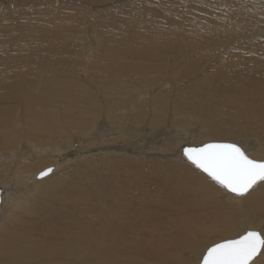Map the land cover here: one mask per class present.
Instances as JSON below:
<instances>
[{"label":"rangeland","instance_id":"1","mask_svg":"<svg viewBox=\"0 0 264 264\" xmlns=\"http://www.w3.org/2000/svg\"><path fill=\"white\" fill-rule=\"evenodd\" d=\"M98 123L171 130L175 142L146 144L162 154L189 131L194 144L260 142L264 0H0V152L26 144L41 156L52 132L58 143ZM81 153L33 184L24 210L2 207L0 264H199L214 242L264 225V182L228 201L180 161ZM50 160L43 168L56 166ZM11 167L4 174L17 192ZM145 239L160 258L146 259Z\"/></svg>","mask_w":264,"mask_h":264},{"label":"bare ground","instance_id":"2","mask_svg":"<svg viewBox=\"0 0 264 264\" xmlns=\"http://www.w3.org/2000/svg\"><path fill=\"white\" fill-rule=\"evenodd\" d=\"M116 1V0H115ZM168 1V0H167ZM150 2V1H149ZM148 2V3H149ZM153 3H151L152 5ZM170 4V3H169ZM172 4V3H171ZM2 98V97H1ZM158 120V119H157ZM184 129V128H183ZM179 130V129H178ZM187 130V129H185ZM148 131V133H147ZM173 131V130H172ZM183 131V130H182ZM189 131V130H188ZM171 132V130H170ZM169 130H164V129H160V130H155V129H141V128H138V127H129V126H110V127H106L104 126L103 127V124L101 123H98V124H94L91 128H89L87 131H83L81 133H79L78 136H73L72 138H67V139H63V140H60L58 141V143L60 142V145L56 146L58 143H56V139H57V136H58V133L59 132H52L53 133V136H51L50 139H53L55 140V143H54V147H49V150L46 151L45 154L41 155V156H36L33 153V155H31L29 152L30 151H33L35 149H32L33 146H30V145H24L23 148H20L18 147L17 149V153L12 155L11 153H8V152H0V175L3 174L2 177H0V194H1V201H0V211L2 209V207L4 208L6 206V208H10L11 210V206H9V204L12 205V207L14 206V203L15 202H18L19 204H17L15 206L18 207H22V209L24 208L25 209V205L24 203L27 202L28 200H26L27 197H29L28 195L30 194L31 190L29 189L31 186L36 185H40L42 184L43 182H45L44 180H48L49 179H52L50 177H52L54 174H56L55 172L58 170V168H61V169H64L66 167H69L71 166L70 165V162H68L69 160H71L73 158V156H75V154L77 153H83L85 151H87L88 154H91V155H94V156H97L95 154V152H101L103 155L104 153L106 154H109V153H118V154H123L125 156H127V158L129 157H133L134 156H139V157H142L141 155H145V153H153V154H156V155H160L158 157H163V158H160V159H167V161H171V162H179L182 163L184 166L187 167V172L190 173V177H197L196 175H199L201 173H199L197 171V169L192 166L191 164H189V162H187L184 157L182 156V149L183 147L185 146H199V145H202L204 143H207V141L205 142L202 141L200 143H197V144H194L192 142H189V137L187 135L190 134V131L189 132H185V134H182L180 133V138H184V141L183 139L181 140L180 143H178L177 146V150H176V153H169V151H167L166 153L167 154H162V153H159L160 151H155L153 150V152H150L148 149H146V144L148 145H151V147L153 148H161V146H163L165 144H167L166 141H173V139H166L165 136L167 134H170ZM234 135V137H237L236 133H232ZM48 135V134H47ZM57 135V136H56ZM130 135H133V136H130ZM160 135L161 139L158 137ZM176 135V134H174ZM135 137H139V140H136L135 141ZM164 137V138H163ZM172 137V136H171ZM174 141L175 142L178 138H176L174 136ZM258 139L260 140L259 141H251V139L249 140H246V141H240L239 139L236 141H230L229 143H236L237 145L241 146L245 151L246 153L251 157V158H255L257 160H264V138L262 137H258ZM12 140V139H11ZM10 140V141H11ZM149 140L151 141V143H149ZM9 141V140H8ZM52 142V140H50ZM214 142H218L216 140H213ZM24 142V141H23ZM162 142V143H160ZM171 142V143H173ZM8 143V142H7ZM11 144V143H9ZM86 144V145H85ZM169 144V143H168ZM59 146H64V150H60V148H57ZM75 147L74 150H69L70 147ZM85 149V147H87V149L84 151V150H81L79 152V149H81V147ZM140 146V151L139 152V147ZM174 146V145H173ZM31 147V148H30ZM17 148V147H16ZM14 148V149H16ZM28 148V149H27ZM78 148V149H77ZM168 148V147H167ZM81 153V154H82ZM101 153H98L99 155H101ZM10 155H12L11 158ZM155 155V156H156ZM172 155V156H170ZM14 156V158H13ZM28 156L27 159H30L31 160V163H24V160H27L26 157ZM30 156V157H29ZM85 156V155H84ZM83 156V157H84ZM88 156V155H87ZM148 156V155H147ZM180 156H182L183 158V162H181V159L179 158ZM24 158V159H20V158ZM89 157V156H88ZM47 159H51L52 162L56 164V166H54V164L52 165H48L47 167L45 166L46 169L48 168H51L52 171L49 173V175H46L45 177H42V178H39V177H36L41 171H43L45 168L44 165L46 163H43L45 162ZM42 160H45V161H42ZM50 160V162H51ZM62 161H66L67 162V165H64L62 163ZM33 162V163H32ZM61 164H58L60 163ZM12 166L13 169H11L10 171H12L14 174H12L13 177H11V179H16L18 182H21L23 184V188H21V190L17 193L15 192V188L13 187H10V185L8 184V182H6V176H5V172H7L8 168ZM50 166V167H49ZM11 167V168H12ZM60 169V170H61ZM67 169V168H66ZM14 170V171H13ZM30 170H36V172L34 173L33 172V175L29 176V173H27V171L31 172ZM9 172V171H8ZM59 172V170L57 171ZM11 175V174H10ZM69 175V174H68ZM54 177V176H53ZM201 180H207L209 181L210 183L214 184V186L222 193L223 197L229 201V199H234L235 201L237 202H240V200H242L246 195L244 196H236L235 194H232V193H229L228 191L226 192L225 189L221 188L219 185H217L214 181H212L210 178L206 177L205 175H202L201 174ZM38 178V179H37ZM198 178V177H197ZM9 179V178H8ZM14 179L12 181H14ZM56 179V178H55ZM184 179V178H183ZM15 180V181H16ZM200 180V181H201ZM9 181V180H8ZM14 181V182H15ZM16 181V182H17ZM178 182H184V181H181L179 180ZM10 183V181H9ZM200 183V182H199ZM21 184V185H22ZM51 184V183H50ZM16 185V184H15ZM53 185V184H52ZM198 184L197 183H194L193 182V186H197ZM209 184L207 183V185H204V186H208ZM47 187V189L49 188L48 185L46 184L45 185ZM43 187V189L46 187ZM56 187V186H55ZM13 188V190H12ZM52 188V187H51ZM19 189V188H18ZM41 189V188H40ZM57 189V188H56ZM15 190V191H14ZM252 190V189H251ZM42 191V190H41ZM52 192L53 189L51 190ZM196 192V196H199L201 193H200V190L199 189H196L195 190ZM15 193V195H14ZM225 194V195H224ZM256 192L252 195H250V197L247 198L246 201L250 200L251 198H255L256 197ZM248 195V194H247ZM15 196V197H14ZM211 198L214 199L213 196H210ZM29 199V198H28ZM25 200V202H23ZM207 201V200H206ZM245 201V200H244ZM245 201V202H246ZM28 203V202H27ZM26 203V204H27ZM253 202L249 203V210L251 211L252 210V205ZM241 208H240V222H243V223H247V220H248V215H249V212L245 209L246 206L243 207L242 204H240ZM254 206L259 209L262 207V204L260 202H256L254 204ZM19 207V208H20ZM27 207V206H26ZM251 207V208H250ZM247 208V207H246ZM13 209V208H12ZM21 209V208H20ZM23 209V210H24ZM31 209V208H30ZM9 210V209H7ZM29 210V209H28ZM11 212V211H10ZM9 212V213H10ZM8 213V212H7ZM0 214H2L0 212ZM7 215V214H6ZM4 218V217H3ZM10 218V217H9ZM7 219V218H6ZM253 221V218L252 220ZM1 222V221H0ZM6 222V221H5ZM3 224V223H2ZM208 228V227H207ZM211 228V227H210ZM3 229V228H2ZM206 229V228H205ZM203 229V231L205 230ZM209 229V228H208ZM211 231V229H209ZM213 230V229H212ZM248 230V229H246ZM245 230V231H246ZM261 230H264V225L262 226V229ZM244 231V232H245ZM145 232V231H144ZM149 232V231H148ZM212 232V231H211ZM214 232V231H213ZM243 232V233H244ZM111 234V233H110ZM151 234V233H149ZM148 234V235H149ZM112 236V235H111ZM118 236V235H116ZM122 236V235H121ZM119 237V236H118ZM104 238V237H103ZM134 236L131 235V238H130V241L128 240L127 243H129V245H133V240ZM112 240V239H111ZM147 240L148 243L147 246L146 245H143V246H146L147 249L148 248H151L150 252H147L149 255H151L150 257L146 258V259H153V255H155L156 258H160L159 257V253H157V250L155 251L152 246H153V242L151 241V239H145ZM196 244H198L197 241H195ZM113 243L117 244L118 243V240L117 238L116 239H113ZM69 244V245H68ZM67 245L70 246V243H68ZM119 244V243H118ZM121 244V242H120ZM124 244V243H122ZM66 245V244H65ZM122 246V245H121ZM71 247V246H70ZM126 247V245H125ZM64 249L66 247H63ZM111 248V247H110ZM114 248V247H113ZM116 248V247H115ZM61 249V248H60ZM63 249V250H64ZM68 249V248H67ZM66 249V250H67ZM119 249V248H118ZM59 250V249H58ZM62 250V249H61ZM60 250V251H61ZM64 250V251H66ZM57 251V250H56ZM63 251V252H64ZM74 251V250H73ZM110 253L111 251L108 250ZM58 252V251H57ZM72 252V250H71ZM146 252V251H145ZM48 253V252H47ZM53 253V252H52ZM65 253V252H64ZM74 253V252H73ZM72 253V254H73ZM114 253V252H113ZM156 253V254H155ZM49 254L51 253H48V256ZM70 254V253H69ZM75 254V253H74ZM61 255V254H60ZM64 255V254H63ZM66 255V254H65ZM68 255V254H67ZM71 255V254H70ZM76 255V254H75ZM13 256V255H12ZM74 256V255H73ZM113 256V255H112ZM60 257V256H59ZM66 257V256H65ZM119 257V256H118ZM45 258V257H44ZM57 258V257H56ZM55 258V259H56ZM75 258V257H74ZM113 257H111L112 259ZM116 258V257H115ZM60 259V258H59ZM72 259V258H71ZM70 259V261H71ZM77 260V257L75 258ZM121 259V258H120ZM137 259V258H136ZM51 260V259H50ZM59 262V260H56ZM74 261V260H73ZM79 262V260H77ZM86 261V260H85ZM62 262V261H61ZM68 262V261H66ZM153 262V261H152ZM54 263V262H53ZM65 263V262H64ZM63 263V264H64ZM81 263V262H79ZM55 264H59V263H56ZM66 264V263H65ZM88 264V262H87ZM114 264V262L112 263ZM151 264V263H150ZM252 264H264V250L261 251V253L253 260Z\"/></svg>","mask_w":264,"mask_h":264},{"label":"snow or ice","instance_id":"3","mask_svg":"<svg viewBox=\"0 0 264 264\" xmlns=\"http://www.w3.org/2000/svg\"><path fill=\"white\" fill-rule=\"evenodd\" d=\"M183 155L196 169L236 196H244L258 182H264V160L251 158L236 143L209 142L199 147H186ZM51 171L50 168L42 171L40 176ZM262 250L264 230L248 229L238 238L208 246L201 264H252Z\"/></svg>","mask_w":264,"mask_h":264},{"label":"water","instance_id":"4","mask_svg":"<svg viewBox=\"0 0 264 264\" xmlns=\"http://www.w3.org/2000/svg\"><path fill=\"white\" fill-rule=\"evenodd\" d=\"M207 143H209V142H207ZM218 143H225V142H218ZM229 143V142H228ZM203 145V144H202ZM202 145H199V146H202ZM199 146H185V147H183V149L184 148H186V147H199ZM183 149H182V156L184 157V159L187 161V159H186V157L183 155ZM188 162V161H187ZM190 163V162H189ZM49 169V168H48ZM45 170H47V169H45ZM45 170H43V171H45ZM41 173V172H40ZM40 173L37 175V177H39V178H42L41 176H40ZM50 173V172H49ZM48 173V174H49ZM47 174V175H48ZM46 176V175H45ZM45 176H43V177H45ZM227 191V190H226ZM230 193V192H229ZM233 194V193H232ZM0 201H1V194H0ZM199 264H201V260H200V263Z\"/></svg>","mask_w":264,"mask_h":264}]
</instances>
